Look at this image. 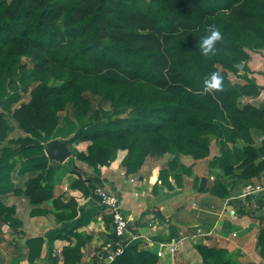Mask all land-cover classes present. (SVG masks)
<instances>
[{"label": "trees", "instance_id": "trees-1", "mask_svg": "<svg viewBox=\"0 0 264 264\" xmlns=\"http://www.w3.org/2000/svg\"><path fill=\"white\" fill-rule=\"evenodd\" d=\"M208 25L217 26L223 39L204 56L201 38ZM259 48L264 0H0V225H21L14 206L3 201L8 192L26 198L32 215L45 214L39 206L51 200L56 219L73 218L74 197L53 198V190L75 159L97 174L119 159L131 175L148 156L168 153L158 179L171 186V173L179 182L190 172L181 156L204 158L215 139L219 154L211 167L242 179L260 176L264 100L242 101L258 97L262 88L245 73L250 50ZM240 63L245 74L238 75ZM212 72L221 74L223 86L205 91ZM63 126L69 146L88 144L86 151L71 149L58 168L45 148ZM15 129L20 134L10 137ZM254 135L261 136L259 145H253ZM237 139L247 144L237 145ZM14 172L27 175L22 187L14 184ZM221 176L204 190L227 196ZM85 181L79 176L70 187L86 193ZM95 181L89 177L87 184ZM204 183L193 179V186ZM104 217L111 224L110 215ZM59 238L66 240L62 264H78L88 236L70 229ZM42 244L41 237L26 240L28 261L39 256ZM195 247L200 264H238L226 248ZM256 247L264 255V228ZM158 259L136 239L101 264H160Z\"/></svg>", "mask_w": 264, "mask_h": 264}, {"label": "crops", "instance_id": "crops-1", "mask_svg": "<svg viewBox=\"0 0 264 264\" xmlns=\"http://www.w3.org/2000/svg\"><path fill=\"white\" fill-rule=\"evenodd\" d=\"M18 134L20 132L15 129L10 137ZM87 144L79 142L72 147L86 151ZM218 154L219 148L215 145L204 158L195 160L184 157L182 161L192 164V169L189 174H182L179 182L171 173L168 176L171 186L158 179L159 170L171 158L168 153L164 157H147L139 171L131 175L124 173L119 159L110 166H102L99 174L75 159V168L64 173L53 190V198L72 196L76 200V215L69 220L55 218L51 200L39 206L47 211L45 214L32 215V206L26 198L13 192L6 193L3 201L14 206L21 225L15 230L8 224L0 225V264H62L60 251L66 240L59 236L70 229L81 236H88L81 248L82 258L78 264H101L104 254L112 245V238L111 224H106L104 217L107 211L92 193L96 186L119 195L124 214L131 218V232L138 235L137 239L147 248L156 253L162 251L158 259L160 264H200L201 257L195 247L197 244L226 248L238 264H264V255L256 247L258 233L264 228V211L257 214L264 210V188L256 194L240 196L246 183L264 186V171L250 179L224 175L218 168L209 165L210 160ZM50 162L55 165L57 161ZM64 162H57L59 165L55 166L63 168ZM217 174L222 175L227 184L229 193L225 197L204 190L211 186ZM79 176L86 178V193L81 187H70V183ZM130 176L134 182H130ZM89 177L98 181L89 185ZM195 177L204 179L205 183L201 187L193 186ZM26 178L27 175L13 173L17 187H22ZM231 210L236 212L235 216L230 215ZM182 236L185 238L175 253L162 247V243ZM31 237L43 239L39 256L35 257L34 262L27 259L26 240Z\"/></svg>", "mask_w": 264, "mask_h": 264}, {"label": "built area", "instance_id": "built-area-1", "mask_svg": "<svg viewBox=\"0 0 264 264\" xmlns=\"http://www.w3.org/2000/svg\"><path fill=\"white\" fill-rule=\"evenodd\" d=\"M129 180L130 182H134V178L131 176ZM263 188L264 186L260 184L246 183L240 196L244 197L256 194ZM92 193L96 196L99 205L105 209L111 217V233H113L114 238L112 239L110 249L103 257L105 262H110L124 251L128 241L136 240L139 236L131 232V218L124 214L121 199L118 194L110 192L102 186L93 188ZM230 215L235 216L236 212L231 210ZM184 238L185 236L173 238L166 243H162V247L170 253H175L179 249ZM157 255L159 257L162 256V251H158Z\"/></svg>", "mask_w": 264, "mask_h": 264}, {"label": "rangeland", "instance_id": "rangeland-1", "mask_svg": "<svg viewBox=\"0 0 264 264\" xmlns=\"http://www.w3.org/2000/svg\"><path fill=\"white\" fill-rule=\"evenodd\" d=\"M264 48H259V49H252L250 50V58L248 60V67H249V71L245 72L246 75L250 78H254L255 81L262 87L261 90H260V93L262 92V94H264ZM252 56V57H251ZM243 68V67H242ZM242 68L239 69V74L238 75H241L244 73V71H242ZM244 73V74H245ZM231 77L233 80H237L239 78H236L234 77L232 74H231ZM258 95V97L256 98H243L242 101L243 102H246V101H253V102H259L260 100H264V96H262V94ZM262 96V97H261ZM28 96L27 95H24L23 96V100H27ZM71 116V119L78 123L72 116V114L70 115ZM68 127H65L63 126L62 128V133L63 134H55L50 140H59V141H62V140H67V139H63V138H66L65 137V129H67ZM55 137V138H54ZM54 138V139H53ZM49 140V141H50ZM238 141L235 142L237 145H246V141L242 140V139H237ZM260 140H261V136L259 137H254L253 139V145H259L260 144ZM48 142V141H47ZM215 145L218 146L217 144V141L215 139H212L211 140V146L210 148H215ZM73 145L69 146L70 147V150L73 149L72 147ZM219 148V147H218ZM165 154H163L161 157H164ZM170 155V154H169ZM150 157V156H148ZM184 157H189V156H185V155H182L181 156V160H180V163L185 165L186 167L190 168V170L192 169V164H189L187 161H182V159ZM191 158V157H190ZM190 161V160H189ZM58 162V161H57ZM55 163V165H59L58 163ZM58 167V166H56ZM101 168V167H100Z\"/></svg>", "mask_w": 264, "mask_h": 264}, {"label": "clouds", "instance_id": "clouds-1", "mask_svg": "<svg viewBox=\"0 0 264 264\" xmlns=\"http://www.w3.org/2000/svg\"><path fill=\"white\" fill-rule=\"evenodd\" d=\"M206 32L207 35L201 38L200 51L204 56L213 54L218 41L223 39L220 29L215 25H208ZM223 77L219 72H212L208 79L205 80V91L219 90L222 88Z\"/></svg>", "mask_w": 264, "mask_h": 264}, {"label": "water", "instance_id": "water-1", "mask_svg": "<svg viewBox=\"0 0 264 264\" xmlns=\"http://www.w3.org/2000/svg\"><path fill=\"white\" fill-rule=\"evenodd\" d=\"M238 69L243 67V63L236 65ZM45 154L49 157L50 161L64 162L71 154L69 149L68 140H50L46 142ZM264 210H260L257 214H262Z\"/></svg>", "mask_w": 264, "mask_h": 264}]
</instances>
